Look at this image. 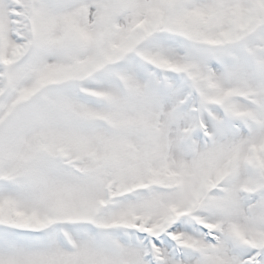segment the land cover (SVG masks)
I'll list each match as a JSON object with an SVG mask.
<instances>
[{"label":"snow or ice","instance_id":"obj_1","mask_svg":"<svg viewBox=\"0 0 264 264\" xmlns=\"http://www.w3.org/2000/svg\"><path fill=\"white\" fill-rule=\"evenodd\" d=\"M0 264H264V0H0Z\"/></svg>","mask_w":264,"mask_h":264}]
</instances>
